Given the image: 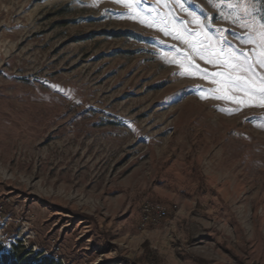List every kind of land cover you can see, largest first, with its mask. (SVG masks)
I'll list each match as a JSON object with an SVG mask.
<instances>
[{"label": "rangeland", "instance_id": "obj_1", "mask_svg": "<svg viewBox=\"0 0 264 264\" xmlns=\"http://www.w3.org/2000/svg\"><path fill=\"white\" fill-rule=\"evenodd\" d=\"M145 2L0 0V250L61 264H264V106L239 91L227 95L246 105L201 99L217 85L181 67L229 71L193 55L198 39L219 51L198 17L246 35L228 11L260 5ZM157 13L163 24L147 26Z\"/></svg>", "mask_w": 264, "mask_h": 264}, {"label": "snow or ice", "instance_id": "obj_2", "mask_svg": "<svg viewBox=\"0 0 264 264\" xmlns=\"http://www.w3.org/2000/svg\"><path fill=\"white\" fill-rule=\"evenodd\" d=\"M94 2H97V0H94ZM114 2L124 4L126 6L137 5L141 10L144 6H146L145 0H114ZM157 2L167 5L172 2L184 3L185 0H157ZM209 2L226 4L247 3L253 6L260 4L262 7L259 10L253 7L251 12L245 11L243 14L237 13L234 9H230L228 11L230 22L233 25H239L241 28L247 29L248 34L246 35L236 32H228L225 34V32L221 30L210 31L211 18L207 16L198 17V19L204 20L205 35L209 39L214 38L217 41L219 51H212V45L209 44L208 39H198L195 40V43L189 45L193 55L199 57L207 64H211L213 66L219 65L220 67L229 69V71L207 73L206 71L200 69L199 65H193L190 62L181 65V67H187L189 69V74L199 75L201 78L217 85L214 89H197L196 94L200 95L201 99H204L207 96L212 99L219 100L224 98V96H227V99L232 103L246 105L247 101L236 100L232 96L227 95L228 92L239 91L247 97L258 100L261 106H264V55L257 56L255 54L256 48H260L262 52H264V0H209ZM223 11V9H220L221 13ZM191 14L196 16L195 12ZM257 19H259V28L250 27L251 22ZM149 20L152 21L151 24L147 25L150 27H154L157 23L163 24V18L160 13H157V17L155 19L149 17ZM161 30L165 35H172L173 39L181 40V42H183L180 36L173 35L167 30L166 24ZM184 33L186 36L193 38L198 35L197 33L190 32L187 28L184 29ZM230 38L239 39L241 44H251L254 47L250 50V52H242L230 43ZM177 58L184 61H190L189 56H180ZM237 73H245V75H237ZM184 74L185 73L180 72L176 75ZM50 87L55 91H64L58 85H50ZM214 92L224 93V96L213 95ZM220 111H224V109H220ZM226 114L231 113L227 112ZM128 126L131 128V124Z\"/></svg>", "mask_w": 264, "mask_h": 264}, {"label": "trees", "instance_id": "obj_3", "mask_svg": "<svg viewBox=\"0 0 264 264\" xmlns=\"http://www.w3.org/2000/svg\"><path fill=\"white\" fill-rule=\"evenodd\" d=\"M29 254L24 251L23 247H16L11 244L8 250H0V264H61L54 258L39 257L37 255L27 257Z\"/></svg>", "mask_w": 264, "mask_h": 264}]
</instances>
